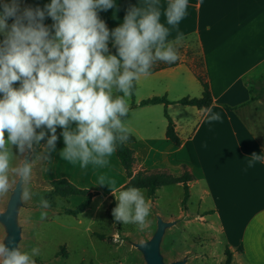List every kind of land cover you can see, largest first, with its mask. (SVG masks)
Instances as JSON below:
<instances>
[{
	"label": "crops",
	"instance_id": "crops-1",
	"mask_svg": "<svg viewBox=\"0 0 264 264\" xmlns=\"http://www.w3.org/2000/svg\"><path fill=\"white\" fill-rule=\"evenodd\" d=\"M9 2L0 0V4ZM18 2L43 9L50 0ZM169 3L170 0H114V8L97 10L111 33L123 22L129 6L146 9L155 5L161 12L160 22L170 29L169 41H175L177 34L182 33L180 42L196 39L204 56L202 77H206L214 100L207 113L180 105H169L168 108L140 106L154 98H167L170 103L177 104L183 99H171L173 88H184L193 98H199L198 94H201V99L204 90L196 77L199 73L196 69L177 63L175 68L150 76L142 75L135 81L136 99H131L128 119L124 121L136 140L127 145L136 154L134 172H166L179 178L186 167L195 178V182L189 184L188 206L192 205L194 196L199 197L196 213L200 220L225 238L224 243L236 262L264 264V141L260 140L264 138V100L252 95V88L248 85H260L264 81V0H188L186 15L175 27L167 25L164 16ZM43 23L51 28L54 22L46 16ZM108 50L117 54L111 37ZM154 83L161 85V94L149 87ZM141 91L148 95L139 97ZM187 109L194 112L193 119L181 122L177 115ZM166 112L175 125L180 148L166 138L169 125ZM212 113H219L221 120L210 121ZM71 127L74 128L75 124ZM43 131L46 132L45 139L34 145L31 156L32 175L27 187L32 189L33 197L22 200L23 205L25 201L37 203L45 193L52 195V184L65 181L70 188L69 202L72 200L80 206L92 200L89 209L81 215L84 216L92 206L101 202L97 213L114 196L110 187L118 194L129 183L116 152L105 157L108 163L104 166L90 163L81 168L79 161L69 163L60 157V150L64 148L63 129L57 126L55 151L49 153L43 148L51 133ZM14 149L18 157L13 166H17L24 157ZM254 152L261 159L250 167ZM54 169L59 171L58 177H48L47 173ZM101 176L104 185L98 184ZM112 181H115L114 185ZM19 182L18 177L10 174L12 188L0 196V212H5ZM179 187L183 189V186ZM34 212L35 215L40 213ZM237 218L243 221L235 233L233 225ZM240 247L242 255L237 252Z\"/></svg>",
	"mask_w": 264,
	"mask_h": 264
},
{
	"label": "clouds",
	"instance_id": "clouds-1",
	"mask_svg": "<svg viewBox=\"0 0 264 264\" xmlns=\"http://www.w3.org/2000/svg\"><path fill=\"white\" fill-rule=\"evenodd\" d=\"M114 6V0H50L43 9L23 10L18 0L2 5L0 196L12 188L11 174L19 178L21 199H31L27 187L32 175L29 153L46 136L45 131L37 129L46 128L51 133L43 148L45 153L55 151L59 126L63 129L62 159L79 161L81 168L90 163L106 165L105 157L129 138L130 129L122 118L128 116L134 82L149 75L156 62L174 63L179 59L176 45L183 34L169 41L170 29L160 22L157 6H129L123 22L110 33L97 10ZM187 7L188 0H170L164 11L167 25L177 26ZM46 16L54 22L51 28L43 23ZM9 18L13 20L11 25L7 23ZM110 37L117 47L116 55H105ZM16 82H20L19 88L13 87ZM209 120L219 121L221 116L212 113ZM13 146L24 157L17 166L12 164L16 155ZM252 157L250 167L261 159L255 152ZM98 184H106L103 176ZM110 189L117 201L112 209L114 222L144 230L151 209L144 192L138 187L118 194ZM40 206L50 208L51 202L41 197ZM46 216L42 211L41 219ZM38 254V248L28 253L0 242V264H35L33 257Z\"/></svg>",
	"mask_w": 264,
	"mask_h": 264
},
{
	"label": "rangeland",
	"instance_id": "rangeland-1",
	"mask_svg": "<svg viewBox=\"0 0 264 264\" xmlns=\"http://www.w3.org/2000/svg\"><path fill=\"white\" fill-rule=\"evenodd\" d=\"M1 38H4L3 34H0ZM176 47L179 59L174 63L196 69L195 71L202 76L204 56L196 39L182 41ZM108 54L113 55L112 52L105 53ZM166 64L171 63L158 61L154 64V68L160 69ZM13 87L19 88L20 82L14 83ZM149 87L161 94L159 83ZM263 90L264 85L261 84L256 93L261 92L260 97L264 100ZM114 95L120 93L114 92ZM145 95H148L146 91L139 93V97ZM198 95L199 98H193L194 96L188 95L184 88H173L171 91V99L175 101L188 97L200 99L201 94ZM131 99L128 98V104L131 103ZM180 112L177 117L181 122L193 119L194 112L191 109ZM122 119L126 120V118ZM260 140L263 142L264 138ZM14 147L13 152L16 154ZM33 154L34 151L29 153L30 158ZM16 157L17 154L14 155L12 164L15 163ZM58 172L54 169L49 171L47 176L58 177ZM184 191L179 186L167 187L160 190L156 194L157 197L152 199L149 198L147 191H143L146 201L151 204V209L147 217L148 226L142 231L134 224L123 225L114 222L112 205L117 204L114 196L106 201L97 213L101 202L92 206L91 211L86 215L73 218L66 216L65 212L75 211L81 205L77 206L72 200L69 202L60 199L54 193L52 195L45 193L43 197L51 202L50 208H41L39 200L38 206H34L37 203L30 204L25 201L26 204L21 203L17 209V225L21 231L19 248L22 252L28 253H31L33 248H38L39 254L33 257L35 264H148L145 253L139 247L151 245L158 234L159 223L162 222L168 226L159 248L162 264H226L228 247L224 243L225 238L207 222L200 220V216L196 213L199 197L192 198L190 207L188 204L183 206ZM10 203L11 200L5 212L0 214L8 211ZM34 211L40 213L35 215ZM42 211H47L44 219H41ZM242 221V218L235 220L233 225L235 233L240 230ZM8 237L6 226L0 222V242L7 244ZM232 264L241 263L233 259Z\"/></svg>",
	"mask_w": 264,
	"mask_h": 264
},
{
	"label": "trees",
	"instance_id": "trees-1",
	"mask_svg": "<svg viewBox=\"0 0 264 264\" xmlns=\"http://www.w3.org/2000/svg\"><path fill=\"white\" fill-rule=\"evenodd\" d=\"M3 4L4 3L0 4V12L3 11L2 9ZM19 4L21 7V10H23L25 7H30L26 2H19ZM12 22L13 20L11 18H9L7 21L8 24H11ZM3 39L4 38H1L0 41H2ZM176 65L177 63H171V64H166L165 67L160 68V69L151 68L150 74L147 76L154 75L158 71L175 68ZM196 77L204 90V93L201 99H189L188 98V99L181 100L177 104H172L170 103V101H168L167 98H154L152 100H148V101L141 103L140 106L142 108L143 107H156V106H165L168 108L169 105L170 106L180 105L182 107L197 109L200 112H205V113L209 112L208 110H210L213 107V101H214L211 91H210L209 84L206 81V77H202L199 73H196ZM261 84L264 85V81H262L260 85L248 84L252 88V91H251L252 95H257L258 97H260L261 92L256 93V90L259 89V86H261ZM260 91H262V88ZM135 92H136V84L134 82L133 94L131 95V98H133L132 99L133 101L134 99H136ZM263 93H264V90H263ZM120 95H122V93H120ZM165 117L169 124L168 130L166 133V138L173 145L180 148L181 141L176 134L175 125L173 121L171 120V118L169 117L167 112L165 114ZM125 118L127 119L128 117H125ZM135 142H136L135 138L129 135L128 140L125 143L118 145L117 147L116 156L120 162L122 169L125 172L126 177L129 180V183L123 188V190H126L127 188H130V187H138L142 191H147L149 198L152 199L156 196V194L160 190H163L164 188L172 187V186H183V190H185L184 191L185 198H184L183 206H186L190 199L191 190H189V184L195 182L194 176H192L187 171L186 167H184L183 175L179 178L171 174H168L166 172H158V173L140 172L138 174H135L134 169L137 164L136 154L134 151H132L131 149L127 147V145L134 144ZM52 188L54 190L53 192L54 195H56L58 198L63 199V200H67L70 198V188L66 184L65 181H58V182L53 183ZM91 203H92V200L89 199L86 202H84L77 210L66 211L65 215L69 217H73V218H78L89 209V207L91 206ZM114 207L115 205L113 204L112 209ZM237 252L240 255H242L243 254L242 247H240ZM226 257H227L226 264H232L233 254L231 253L229 249H227Z\"/></svg>",
	"mask_w": 264,
	"mask_h": 264
},
{
	"label": "water",
	"instance_id": "water-1",
	"mask_svg": "<svg viewBox=\"0 0 264 264\" xmlns=\"http://www.w3.org/2000/svg\"><path fill=\"white\" fill-rule=\"evenodd\" d=\"M21 203V188L19 182L16 187L14 197L9 205L8 211L5 214H0V222L6 226L9 233L7 244L10 247H19V243L21 241V231L17 225L16 218L17 209ZM167 227L168 226L166 224L160 222L158 234L151 245L139 247L140 250L145 253L148 264H162V260L159 257V248Z\"/></svg>",
	"mask_w": 264,
	"mask_h": 264
},
{
	"label": "built area",
	"instance_id": "built-area-1",
	"mask_svg": "<svg viewBox=\"0 0 264 264\" xmlns=\"http://www.w3.org/2000/svg\"><path fill=\"white\" fill-rule=\"evenodd\" d=\"M119 238V237H118Z\"/></svg>",
	"mask_w": 264,
	"mask_h": 264
}]
</instances>
